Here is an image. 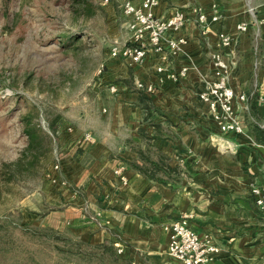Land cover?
Instances as JSON below:
<instances>
[{"label":"crops","instance_id":"crops-1","mask_svg":"<svg viewBox=\"0 0 264 264\" xmlns=\"http://www.w3.org/2000/svg\"><path fill=\"white\" fill-rule=\"evenodd\" d=\"M213 3L219 14L215 22ZM174 9L187 16L179 34L188 39L175 55L149 51L140 65L108 55L95 95L102 101L113 82L119 91L106 95V113L91 112L100 128L74 125L65 132L60 170L51 172L66 186L47 180L45 200L54 207L41 224L89 243L112 241L116 250L121 246L117 253L127 264H182L167 253L164 224L189 214L190 227L210 233L220 247L207 264H264V211L250 192L252 185L264 190V143L253 130L254 123L264 130V0H159L155 14L167 16ZM197 11L207 15L206 24L197 22ZM240 22L246 30L236 29ZM219 30L234 38L230 47H219ZM216 50L229 64V85L245 94L243 101L234 99L243 133L221 132L197 96L203 78H212L210 54ZM182 66L188 67L185 75L175 81L167 77ZM137 80L155 85L147 93L154 106L148 115L138 102ZM140 128L157 137L146 140ZM85 131L95 140L79 146ZM147 149L152 156H166L179 173L158 172L163 182L132 168L128 162L141 163L138 151ZM120 166L125 185L113 172Z\"/></svg>","mask_w":264,"mask_h":264},{"label":"rangeland","instance_id":"rangeland-1","mask_svg":"<svg viewBox=\"0 0 264 264\" xmlns=\"http://www.w3.org/2000/svg\"><path fill=\"white\" fill-rule=\"evenodd\" d=\"M124 23L115 2L0 0V264H85L60 253L62 240L22 226L42 227L54 207L45 200L46 177L64 151L66 126L101 127L91 112H107L102 108L109 92L98 100L95 81L102 64L105 70L109 45L127 40ZM35 126L49 137L46 150L35 148L39 155L26 150ZM36 155L26 168L27 158ZM11 162L22 173L6 178Z\"/></svg>","mask_w":264,"mask_h":264},{"label":"built area","instance_id":"built-area-1","mask_svg":"<svg viewBox=\"0 0 264 264\" xmlns=\"http://www.w3.org/2000/svg\"><path fill=\"white\" fill-rule=\"evenodd\" d=\"M102 4L118 3L121 13L125 19L127 30V40L123 43L114 41L109 45L108 55L111 58H119L125 63L140 65L144 62L149 51L170 52L175 55L187 44L188 39L180 35V30L185 26L187 16L181 9H174L167 16H157L155 8L159 0H101ZM213 13L210 20L215 22L219 18L218 9L215 3L212 4ZM196 20L199 24L208 22L204 12L197 11ZM236 29L244 31L247 29L245 22L236 25ZM178 33L177 35H173ZM218 44L220 48L230 47L234 43V38L219 30L217 32ZM212 63V78H203V88L197 93L198 98L205 102L211 112L212 118L221 132L243 133L244 127L238 117L234 99L243 101L244 93H236L228 83L230 73L229 64L221 51H212L210 54ZM103 70V64L98 69V74ZM163 67L156 66V71L161 73ZM188 67L182 66L177 73L170 72L167 77L177 80L178 75H185ZM135 87L146 93H153L155 85L153 82L135 81ZM119 84L113 82L108 85L110 93L119 91ZM264 127V125H263ZM66 130L71 132L73 127L66 126ZM95 140L93 134L85 131L80 135L78 142L84 144ZM63 152L57 154L52 163L53 170L60 168V161ZM114 174L118 177L120 184L125 185L127 177L120 166L114 169ZM52 183H60L66 186L65 180H59L52 174L47 176ZM250 192L254 196V201L260 210L264 211V190L257 185L250 187ZM105 197L109 198L106 193ZM189 214H182L179 218L164 224V229L168 233L167 252L182 264H207L219 252L220 247L215 242L210 233H198L189 225ZM117 251H122L121 246H117Z\"/></svg>","mask_w":264,"mask_h":264},{"label":"trees","instance_id":"trees-1","mask_svg":"<svg viewBox=\"0 0 264 264\" xmlns=\"http://www.w3.org/2000/svg\"><path fill=\"white\" fill-rule=\"evenodd\" d=\"M138 90V102L142 108L147 111V115L149 114L150 110L154 107L152 102H150L149 94L144 92L143 90ZM28 125V124H27ZM26 125V126H27ZM154 127L157 128L156 124H152ZM253 130L256 132V139L261 140L264 143V130L259 126V124L254 123ZM34 135L29 137V141L26 146V150H32L33 154H37L35 148L36 147H43V149H47L49 146V137L45 130H43L40 126H35L33 128ZM263 133V134H262ZM139 134L141 137L145 138L146 140H151L157 137V133H153L148 135L147 132L143 129H139ZM260 135V136H259ZM83 144H79L82 146ZM153 156L150 153V150L147 149V152H143V150L138 151L139 158L138 160L141 161L139 163L136 159L129 161L128 164L139 171H141L144 175L148 178L160 180L166 182L163 176H158L157 173L161 172L163 175L167 174H178L179 168L177 166L171 167L168 164V158L160 153L153 152ZM37 155L35 159L27 158L29 164H26V168L31 167V163L36 161ZM155 156V157H154ZM21 160V159H18ZM17 160V161H18ZM16 162H11V164L5 165L4 173H6V178H12L14 175H19L22 173V169L20 167H16L17 173L11 169L12 166H15ZM49 178L46 177V180ZM23 230L33 232L34 234L39 233L41 235H50L51 238H57L62 240L61 246H56L60 250V253H64L65 255H70L69 257L75 256L77 258L83 259L85 264H127V261L123 260L117 253L116 247L114 246L112 241L104 240L100 243H89L85 240H82L77 237H72L61 233L51 227L42 226V227H28L27 225L22 226ZM49 232V233H48Z\"/></svg>","mask_w":264,"mask_h":264}]
</instances>
